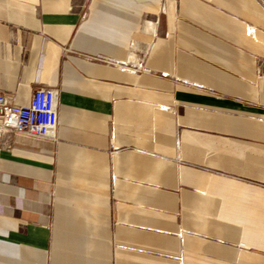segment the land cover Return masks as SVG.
Returning a JSON list of instances; mask_svg holds the SVG:
<instances>
[{"label": "crops", "instance_id": "crops-1", "mask_svg": "<svg viewBox=\"0 0 264 264\" xmlns=\"http://www.w3.org/2000/svg\"><path fill=\"white\" fill-rule=\"evenodd\" d=\"M34 86L55 138L0 136V264H264L259 0H0V89Z\"/></svg>", "mask_w": 264, "mask_h": 264}, {"label": "built area", "instance_id": "built-area-1", "mask_svg": "<svg viewBox=\"0 0 264 264\" xmlns=\"http://www.w3.org/2000/svg\"><path fill=\"white\" fill-rule=\"evenodd\" d=\"M264 6V0H259ZM56 86H34L26 105L16 104L12 93L0 89V136L3 131L54 139L57 125Z\"/></svg>", "mask_w": 264, "mask_h": 264}]
</instances>
